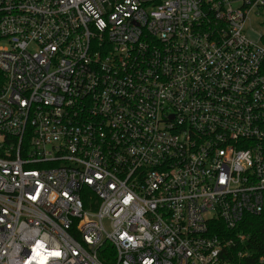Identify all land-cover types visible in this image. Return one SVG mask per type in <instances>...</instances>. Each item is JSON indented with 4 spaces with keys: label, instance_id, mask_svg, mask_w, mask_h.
I'll use <instances>...</instances> for the list:
<instances>
[{
    "label": "built area",
    "instance_id": "1",
    "mask_svg": "<svg viewBox=\"0 0 264 264\" xmlns=\"http://www.w3.org/2000/svg\"><path fill=\"white\" fill-rule=\"evenodd\" d=\"M252 17L264 0H0V264H264L234 234L264 220Z\"/></svg>",
    "mask_w": 264,
    "mask_h": 264
},
{
    "label": "trees",
    "instance_id": "2",
    "mask_svg": "<svg viewBox=\"0 0 264 264\" xmlns=\"http://www.w3.org/2000/svg\"><path fill=\"white\" fill-rule=\"evenodd\" d=\"M264 41V37H263ZM234 234H245L250 238L247 249L254 256L264 255V220L257 217L247 216L236 229Z\"/></svg>",
    "mask_w": 264,
    "mask_h": 264
},
{
    "label": "rangeland",
    "instance_id": "3",
    "mask_svg": "<svg viewBox=\"0 0 264 264\" xmlns=\"http://www.w3.org/2000/svg\"><path fill=\"white\" fill-rule=\"evenodd\" d=\"M253 21H255V23L252 26L248 25L246 33L250 37V39H252L255 42H258L260 39V36H264V24L260 23L264 21V18H260L259 21H256V19L254 18Z\"/></svg>",
    "mask_w": 264,
    "mask_h": 264
}]
</instances>
